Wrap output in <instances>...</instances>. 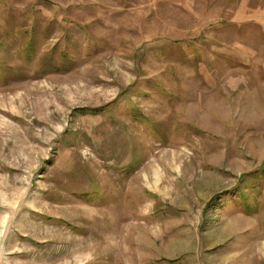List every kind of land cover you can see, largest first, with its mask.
I'll return each instance as SVG.
<instances>
[{"label":"rangeland","instance_id":"obj_1","mask_svg":"<svg viewBox=\"0 0 264 264\" xmlns=\"http://www.w3.org/2000/svg\"><path fill=\"white\" fill-rule=\"evenodd\" d=\"M0 264H264V0H0Z\"/></svg>","mask_w":264,"mask_h":264}]
</instances>
